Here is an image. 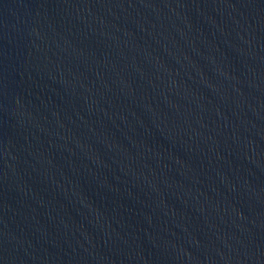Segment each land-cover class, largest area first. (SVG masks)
<instances>
[{"label": "water", "instance_id": "95a60500", "mask_svg": "<svg viewBox=\"0 0 264 264\" xmlns=\"http://www.w3.org/2000/svg\"><path fill=\"white\" fill-rule=\"evenodd\" d=\"M67 0H0V41Z\"/></svg>", "mask_w": 264, "mask_h": 264}]
</instances>
